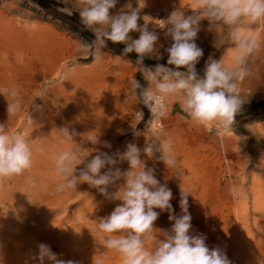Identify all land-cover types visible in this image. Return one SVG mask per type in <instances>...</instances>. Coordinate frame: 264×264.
I'll list each match as a JSON object with an SVG mask.
<instances>
[{
    "label": "rangeland",
    "instance_id": "obj_1",
    "mask_svg": "<svg viewBox=\"0 0 264 264\" xmlns=\"http://www.w3.org/2000/svg\"><path fill=\"white\" fill-rule=\"evenodd\" d=\"M139 3L143 7V0ZM139 3L138 0H118L110 11L114 14L121 9L127 11L128 5L137 8ZM162 6H175L185 15L193 14L196 8L195 0H144L138 24L144 25L145 16L149 21V31L155 32L150 14ZM71 7V0H0V34L11 32L18 38L21 53L35 54L37 59L53 57L66 69L79 68L85 72L89 80L88 97L95 103L104 100L103 114L98 111L99 118L94 124L90 123L88 132V137L98 136L100 141L96 145L91 144L92 156L96 154L95 149L109 155L123 153L130 143L143 149L152 139L154 121L148 109L132 98L130 82L133 79L148 87V82L136 67L137 59L123 56L120 48L125 45L110 41L102 50V59L93 60L91 56L79 58L78 47L95 37L83 28L78 13ZM251 27L253 31L260 32L262 44L260 51L249 59L251 74L240 84V94L245 103L243 112L236 117L234 129L217 132L196 126L182 111L179 102L173 101L169 105L168 117L162 121L164 132L161 139L171 138L173 141L172 152L177 166L167 168L162 161L148 159L142 153L147 166L155 169L156 179L171 189L173 199L170 203L177 216L182 214L179 207L181 188L189 194L190 234L204 235L208 247L219 248L231 264H264V107L250 106L264 100V24ZM200 29L195 42L203 49V57L196 69L203 75L209 55L217 60L223 57L230 63L233 45L222 25L210 26L205 19L200 22ZM130 35L138 39L140 33L131 32ZM158 36L163 58L159 61L145 58L144 65L150 68L157 63H167L164 49L170 45L171 39L163 34ZM4 69L6 77L15 73L13 69ZM75 91L80 95V89ZM99 107L91 105L90 108L94 112ZM133 127L142 134L134 135ZM105 141L111 144L110 149L102 147ZM111 167L123 172L129 169V164L118 161L115 166L102 169L101 174ZM55 176L45 180L50 185L35 194L36 198L32 200L30 192L28 198H22L26 194L25 184L16 186L15 180H23L22 175L0 181L7 184L10 198L24 199L28 207L26 218H37L34 226L26 227L27 233L20 242L5 244L0 241V264H37L33 257L38 254L41 243L48 245L58 258L71 260L74 264H108L110 261L109 264H122L119 253L109 252L105 259L110 261L103 263L94 249L95 244L103 246L96 228L97 221L110 215L120 201H109L87 183L79 184L76 190L57 193L55 188L60 178ZM122 183V180L118 181L108 191L115 192ZM3 212L0 208V216L5 218ZM168 216V212L160 213L154 222L157 229L154 235H160L159 229L171 228L173 222ZM69 217L74 228L65 223ZM146 247L150 248V241L146 242Z\"/></svg>",
    "mask_w": 264,
    "mask_h": 264
},
{
    "label": "clouds",
    "instance_id": "obj_2",
    "mask_svg": "<svg viewBox=\"0 0 264 264\" xmlns=\"http://www.w3.org/2000/svg\"><path fill=\"white\" fill-rule=\"evenodd\" d=\"M118 0H71V10L78 13L83 28L94 35L91 42L82 43L77 51L79 58L102 59L103 49L110 41L125 45L123 56L135 52L136 67L148 82L143 87L137 79L130 82L132 98L146 107L155 122L151 128L152 139L143 149L136 144L127 145L123 153L109 155L96 150L92 156L83 144L76 143L70 150L60 151L54 157V168L60 182L57 193L76 190L81 183L96 188L109 201H120L107 217L97 221V232L103 247L119 253L122 264H231L219 248H209L204 235H191V215L188 212V193L182 188L177 216L170 201L173 193L166 184L155 177V169L148 167L142 153L148 159H158L167 168L177 166L172 152L171 138L161 139L164 132L162 121L169 115V105L179 102L182 111L196 126L208 131L229 132L234 129L237 115L243 112L245 103L240 94V84L251 73L248 62L256 55L262 44L261 34L252 30V25L264 24V0H195L196 8L191 15L184 11H172L166 20L165 35L171 43L164 49L167 63H157L154 68L144 65L145 58L157 61L163 58L158 43L159 36L148 29V20L143 17V26L138 24L140 11L128 5V10L114 9ZM207 20L210 26H224L227 39L233 45L230 63L223 57L219 60L209 55L203 75L196 65L203 57V49L195 42L200 22ZM161 28V27H160ZM139 32L133 39L131 32ZM121 58V57H119ZM122 59V58H121ZM131 64V62L129 61ZM183 69V70H181ZM8 101L9 116L23 109V99L16 87L0 91ZM134 135L142 133L133 127ZM66 141H74L76 133L68 128L60 129ZM89 143H100L98 136L88 137ZM103 148H111L109 142ZM159 153V156L156 154ZM92 156L91 159H87ZM118 161H127L129 169L121 171L111 167L101 174L106 166H115ZM79 165H84L78 170ZM33 166L32 143L20 132L9 134L0 123V181L21 176ZM119 184L115 192L110 186ZM155 209H159L157 212ZM161 212H168L172 221L170 229H159L154 235V222ZM150 241V248L146 242ZM38 254L33 257L37 264H74L71 260L58 258L46 244L38 245Z\"/></svg>",
    "mask_w": 264,
    "mask_h": 264
},
{
    "label": "bare ground",
    "instance_id": "obj_3",
    "mask_svg": "<svg viewBox=\"0 0 264 264\" xmlns=\"http://www.w3.org/2000/svg\"><path fill=\"white\" fill-rule=\"evenodd\" d=\"M17 39L11 32L0 34V91L18 88L23 99V109L17 115L9 116L8 101L0 93V123H4L9 134L20 130L32 143L33 166L22 175L23 180H15L16 186H26V194L22 198H28L31 194L32 200L36 198L35 194L50 185L45 180L56 177L54 157L60 151L70 150L76 143H82L90 152L93 147L87 142L90 123L94 124L99 118L98 111L103 114L104 100L95 103L93 98L88 97L89 80L81 69H66L63 63L53 57L37 59L35 54L21 53ZM4 68L13 69L14 75L6 77ZM76 89H80V95L75 93ZM91 105H100L101 108L93 112ZM61 128H68L70 133L74 131V141H66ZM83 167L80 165V168ZM7 188V184L0 182V208L5 214V218L0 216V241L11 244L20 242V238L27 233L26 227L34 226L37 218H26L28 207L24 199L10 198ZM65 223L74 228L70 217ZM94 249L96 255L102 257L103 263L110 261L109 258L106 261L105 256L112 251L96 244Z\"/></svg>",
    "mask_w": 264,
    "mask_h": 264
},
{
    "label": "built area",
    "instance_id": "obj_4",
    "mask_svg": "<svg viewBox=\"0 0 264 264\" xmlns=\"http://www.w3.org/2000/svg\"><path fill=\"white\" fill-rule=\"evenodd\" d=\"M177 9L180 10L179 8H177L175 6H162V7L155 8V9H153L151 11V14H150L151 24H152L153 30L157 34H163V35H165L166 28H162L163 27L162 20H166L167 17L169 16V14L172 11H175ZM153 123H155V122H153Z\"/></svg>",
    "mask_w": 264,
    "mask_h": 264
},
{
    "label": "trees",
    "instance_id": "obj_5",
    "mask_svg": "<svg viewBox=\"0 0 264 264\" xmlns=\"http://www.w3.org/2000/svg\"><path fill=\"white\" fill-rule=\"evenodd\" d=\"M251 107H264V100H261L257 103L250 104Z\"/></svg>",
    "mask_w": 264,
    "mask_h": 264
},
{
    "label": "water",
    "instance_id": "obj_6",
    "mask_svg": "<svg viewBox=\"0 0 264 264\" xmlns=\"http://www.w3.org/2000/svg\"><path fill=\"white\" fill-rule=\"evenodd\" d=\"M120 49H121V51L123 52V49H124V48H123V47H121ZM128 56H130V57H133V58H136V59H137V54H136L135 52L129 53V54H128Z\"/></svg>",
    "mask_w": 264,
    "mask_h": 264
}]
</instances>
